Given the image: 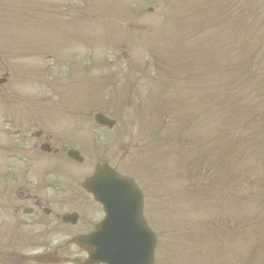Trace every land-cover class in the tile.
Returning a JSON list of instances; mask_svg holds the SVG:
<instances>
[{
    "label": "rangeland",
    "instance_id": "374dc122",
    "mask_svg": "<svg viewBox=\"0 0 264 264\" xmlns=\"http://www.w3.org/2000/svg\"><path fill=\"white\" fill-rule=\"evenodd\" d=\"M5 77L0 150L133 125L156 264H264V0H0Z\"/></svg>",
    "mask_w": 264,
    "mask_h": 264
},
{
    "label": "flooded vegetation",
    "instance_id": "af4514ba",
    "mask_svg": "<svg viewBox=\"0 0 264 264\" xmlns=\"http://www.w3.org/2000/svg\"><path fill=\"white\" fill-rule=\"evenodd\" d=\"M38 138L49 145V152L42 155L57 159L44 164L42 176L29 175L35 163L18 154L0 162V264H86L73 239L93 230L104 218V208L59 166L73 149L70 139L43 138V133ZM79 146L99 157L88 141ZM130 166L133 169V160ZM46 253L55 257L42 263L30 259Z\"/></svg>",
    "mask_w": 264,
    "mask_h": 264
},
{
    "label": "water",
    "instance_id": "95a60500",
    "mask_svg": "<svg viewBox=\"0 0 264 264\" xmlns=\"http://www.w3.org/2000/svg\"><path fill=\"white\" fill-rule=\"evenodd\" d=\"M102 118L100 115L96 116V121L101 122ZM133 211L138 213L141 207V196L139 192L136 190L135 186H133ZM98 196V193H95ZM137 215L133 214V233L136 234V237L139 238V247L136 248L133 252H137L142 250V259L137 255H133V258H138L137 261L133 262V264H153V256H154V243L150 240L149 244H147V231L146 227L143 223H139L135 221V217Z\"/></svg>",
    "mask_w": 264,
    "mask_h": 264
}]
</instances>
